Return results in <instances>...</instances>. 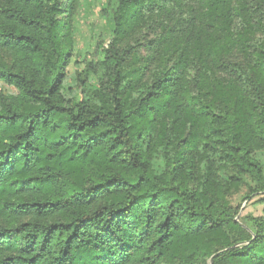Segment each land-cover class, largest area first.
I'll return each instance as SVG.
<instances>
[{
  "label": "trees",
  "instance_id": "obj_1",
  "mask_svg": "<svg viewBox=\"0 0 264 264\" xmlns=\"http://www.w3.org/2000/svg\"><path fill=\"white\" fill-rule=\"evenodd\" d=\"M74 2L0 0V264H264V0H117L69 83Z\"/></svg>",
  "mask_w": 264,
  "mask_h": 264
},
{
  "label": "rangeland",
  "instance_id": "obj_2",
  "mask_svg": "<svg viewBox=\"0 0 264 264\" xmlns=\"http://www.w3.org/2000/svg\"><path fill=\"white\" fill-rule=\"evenodd\" d=\"M116 6L117 0H75L69 32L71 58L66 68L69 83L76 72L82 71L93 79L101 78L103 69L98 64L103 52L100 42L112 36V15ZM0 89L10 90L1 81ZM246 191L244 187L232 198V205L238 207L236 218L245 227L251 217L264 215V193L245 197Z\"/></svg>",
  "mask_w": 264,
  "mask_h": 264
}]
</instances>
